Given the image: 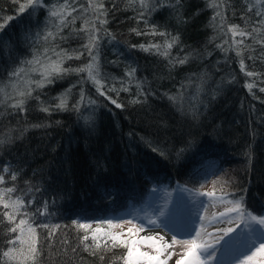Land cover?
<instances>
[{"label": "trees", "instance_id": "obj_1", "mask_svg": "<svg viewBox=\"0 0 264 264\" xmlns=\"http://www.w3.org/2000/svg\"><path fill=\"white\" fill-rule=\"evenodd\" d=\"M89 2L0 0V264H126L158 188L264 215V0Z\"/></svg>", "mask_w": 264, "mask_h": 264}, {"label": "rangeland", "instance_id": "obj_2", "mask_svg": "<svg viewBox=\"0 0 264 264\" xmlns=\"http://www.w3.org/2000/svg\"><path fill=\"white\" fill-rule=\"evenodd\" d=\"M92 2L93 0H89ZM95 1V0H94ZM89 2V3H90ZM87 13H91L88 11ZM53 16L49 15L48 18ZM70 18V23H74ZM94 24L81 23L78 32L85 35V47L92 48L97 55V44L100 37L96 36ZM75 31V29H71ZM50 33L54 35L51 31ZM110 42V39H108ZM37 73L33 70L29 75L17 76L20 81L11 86L10 97L23 92L30 84V79ZM6 88L0 89V94H6ZM236 201H230L226 196L216 194L212 184H203L197 190L174 187L173 189H155L144 210L135 215H130L126 220L111 224V232L122 236H130V240L142 241L146 236L156 238L153 242H139L134 247L139 252L159 256L164 264H176L182 257L185 261L190 258L185 256L189 250L183 241L195 240L201 247L197 249L200 264H264V225H259L249 213L231 211ZM257 219L264 218L256 217ZM155 221V224L151 223ZM182 226L180 227L179 226ZM129 229L133 234H129ZM138 229H140L138 231ZM231 229V231H228ZM110 231V229H107ZM106 233L105 231H102ZM107 234V233H106ZM22 242L30 241L32 231L23 230ZM160 237H163L161 240ZM175 239L176 243H172ZM171 245L157 253L156 248L162 245ZM133 259L137 258V252H133ZM128 264V248L125 255ZM143 264H147L144 261Z\"/></svg>", "mask_w": 264, "mask_h": 264}, {"label": "snow or ice", "instance_id": "obj_3", "mask_svg": "<svg viewBox=\"0 0 264 264\" xmlns=\"http://www.w3.org/2000/svg\"><path fill=\"white\" fill-rule=\"evenodd\" d=\"M101 7H102V5H101ZM53 15H56V13H53ZM239 34L242 35V36L245 35L244 32H240ZM170 46L171 45H169V47ZM183 62L184 61H181V63H183ZM248 75H252V73H248ZM113 103H115V101H113ZM117 107H120V105H117ZM13 178H15V177H13ZM9 191H12V189H9ZM4 207L8 208L9 205L8 204H4ZM239 208H240V203L236 202L235 207L230 209V210L231 211H238ZM6 215H8V214L6 213ZM8 218H9V220L13 219V217L11 215H8ZM252 219L256 223H258L259 225H264V218L257 219L256 217H253ZM20 223L24 224L25 222L22 220V221H20ZM151 223L155 224V221H152ZM80 227L87 228L89 226L88 225H80ZM139 230L140 229H138V231ZM11 231L15 232L16 229L13 228V229H11ZM29 231L31 232L33 230L29 229ZM228 231H231V229H228ZM129 234L130 235L133 234V230L132 229H129ZM51 235H54V233H50V236ZM82 239L86 241V240H88V236L85 235ZM111 239L113 241H119L120 244H122L124 247L128 248V258H129L128 264H143L144 261H147V264H164V262L159 259L158 255L157 256H153V255H149L148 253L139 252L138 249H134V247H133L139 242H153V243H155V241H156L155 237L146 236V237L142 238V241H137L135 239H132L130 241L129 240H121L119 236L111 237ZM160 239L162 240L163 237H160ZM172 243L173 244L176 243L175 239H173ZM182 243L187 244L189 246V250L185 253V256L189 257L190 259L185 261L183 259V257H182L180 260H178L176 262V264H200V260H199V258L197 256V249H199L201 246L199 244H197L195 240L183 241ZM166 247H171V245L165 244V245L157 247L156 248L157 253H162L163 249L166 248ZM261 250H264V244L261 245ZM134 251L137 252V258L136 259L132 258ZM37 252H38V249L35 246H31L30 245L29 253L32 256L33 260H35ZM4 255L8 256L9 253L5 252Z\"/></svg>", "mask_w": 264, "mask_h": 264}]
</instances>
